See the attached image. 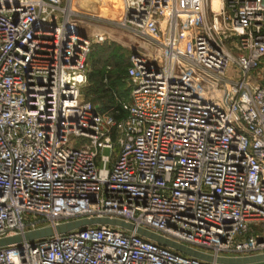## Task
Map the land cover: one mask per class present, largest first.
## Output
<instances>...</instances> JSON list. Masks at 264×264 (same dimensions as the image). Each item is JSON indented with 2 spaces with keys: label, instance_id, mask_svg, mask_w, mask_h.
<instances>
[{
  "label": "built area",
  "instance_id": "2783aa9c",
  "mask_svg": "<svg viewBox=\"0 0 264 264\" xmlns=\"http://www.w3.org/2000/svg\"><path fill=\"white\" fill-rule=\"evenodd\" d=\"M72 1L0 0V239L91 218L133 229L6 244L0 264L264 254V0H121L117 24L151 50L130 56L128 100L105 111L81 96L91 42Z\"/></svg>",
  "mask_w": 264,
  "mask_h": 264
},
{
  "label": "rangeland",
  "instance_id": "374dc122",
  "mask_svg": "<svg viewBox=\"0 0 264 264\" xmlns=\"http://www.w3.org/2000/svg\"><path fill=\"white\" fill-rule=\"evenodd\" d=\"M72 7V17L77 21L80 32L91 42L88 57V67L90 65L91 69L103 67L112 72V76L116 73L125 76L124 70L129 66L130 56L136 52L151 50L150 44L144 38L117 24L122 15L121 0H73ZM120 61L126 62L122 69L116 68V63ZM129 89L127 77L124 82H117L114 91L120 102L128 100ZM81 96L97 108H101L104 100L97 93L96 84L90 81L82 87ZM109 153V149L102 150L104 155Z\"/></svg>",
  "mask_w": 264,
  "mask_h": 264
},
{
  "label": "water",
  "instance_id": "95a60500",
  "mask_svg": "<svg viewBox=\"0 0 264 264\" xmlns=\"http://www.w3.org/2000/svg\"><path fill=\"white\" fill-rule=\"evenodd\" d=\"M111 224V225H118L127 229H133V225L127 224L121 220L117 219H108V218H91V219H79L74 221H69L66 223H61L56 225L55 227L51 226H45L41 227L32 231L25 232L22 235H14L9 237H4L0 239V246L20 242L22 240H34L38 238H43L50 236L54 233H65L67 231H70L75 228L82 227L84 225L89 224ZM136 232L139 234H142L152 240L157 241L158 243H161L163 245L172 247L180 252H183L188 255H193L202 259L206 260H212L213 257L211 255L199 252L197 250H193L191 248H188L187 246H184L182 244H178L174 241L168 240L158 234H155L149 230L143 229V228H137ZM216 261L224 264H252L253 262H261L264 261V254H258V255H252V256H244V257H217Z\"/></svg>",
  "mask_w": 264,
  "mask_h": 264
},
{
  "label": "trees",
  "instance_id": "16d2710c",
  "mask_svg": "<svg viewBox=\"0 0 264 264\" xmlns=\"http://www.w3.org/2000/svg\"><path fill=\"white\" fill-rule=\"evenodd\" d=\"M89 57V56H88ZM126 62L125 61H120L116 63V68L122 69L125 66ZM88 74L87 78L88 81L96 84L97 86V93L100 94L101 98L104 99L102 102L101 110L105 111L110 109L111 107H115L116 109L120 108L118 98L116 97L115 94V86L118 81H125L127 74L126 70H124V75L121 76L120 73H116V75L112 76V72L105 70V68H96L94 69L90 68V65L88 67ZM113 77V78H111ZM118 100V101H117Z\"/></svg>",
  "mask_w": 264,
  "mask_h": 264
},
{
  "label": "bare ground",
  "instance_id": "6f19581e",
  "mask_svg": "<svg viewBox=\"0 0 264 264\" xmlns=\"http://www.w3.org/2000/svg\"><path fill=\"white\" fill-rule=\"evenodd\" d=\"M212 4H213L214 7H216V6L218 5L217 0H213V1H212Z\"/></svg>",
  "mask_w": 264,
  "mask_h": 264
}]
</instances>
